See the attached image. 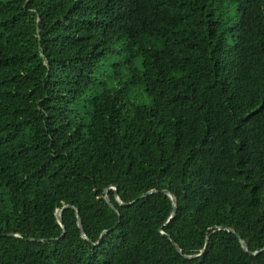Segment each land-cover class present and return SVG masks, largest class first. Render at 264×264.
<instances>
[{
    "label": "trees",
    "instance_id": "1",
    "mask_svg": "<svg viewBox=\"0 0 264 264\" xmlns=\"http://www.w3.org/2000/svg\"><path fill=\"white\" fill-rule=\"evenodd\" d=\"M220 226L264 247V0H0V264H264Z\"/></svg>",
    "mask_w": 264,
    "mask_h": 264
},
{
    "label": "water",
    "instance_id": "2",
    "mask_svg": "<svg viewBox=\"0 0 264 264\" xmlns=\"http://www.w3.org/2000/svg\"><path fill=\"white\" fill-rule=\"evenodd\" d=\"M110 188H113V189L115 190V193H114L115 199H116V201H117L119 204H121V205L131 204V203L135 202L138 198H142V197L146 196L147 194H151V193H153V192L156 191V190H148V191L144 192L143 194H141L138 198L134 199L133 201H131V202H129V203H126V202H123V201L119 198V196H118V192H117V187H116V186H112V187H110ZM108 189H109V188H105V190H104L105 193L108 192ZM161 192L164 193L165 195H167V196L169 197V199L171 200V203H172V209H171V211H170V215H169L167 221L164 223V224H166V223H167L169 220H171V219L175 216V214H176V210H177V208H176V202H177V201H176L175 196H174L173 194H171L167 189H163ZM104 198H105V200H106L108 206H109L111 209H113L115 212L118 213V209H117V208L114 206V204L110 201L109 197H108L107 195H105ZM66 208H73V209L75 210V214H76V223H77V226H78V228H79V230H80V234H81V236H82L83 238L88 239V240L90 241V239L87 237L86 233H85L84 230H83V225H82L81 217H80V214H79V209H78L77 207L73 206V205H70V204L63 205V206H61V207H59V208H57V209L55 210V216H56V219H57L58 223L60 224V226H61V228H62V232H61V234H60L59 237L61 238V237H63L64 234H65V226H64V224H63V222H62V212H63V210L66 209ZM218 229H219V230H225V231H228V232H233V233H235V234L237 235V237H238V240H239L240 245H241V247L243 248V250H244L245 252L249 253L250 255H256V254H258L260 251L264 250V247H262V248L259 249V250L250 251V250L248 249V247H247V243L245 242V240H244L239 234H237L233 229H231V228H229V227H224V226H220V227H218ZM107 232H108V230H103V231L101 232L100 236H99V240L96 241L94 244H99L100 240L104 237V235H105ZM160 232H161L162 234H165L167 237H169V234H166V233L163 231V226L160 228ZM171 241H172V243L174 244L176 250H177L178 252H181V249H180V247L176 244V242H175L173 239H171ZM208 241H209V236H206L204 247L201 249V251H200L199 253H197V254H192V255H184V256H185L186 258H188V259H190V258H194V257H197V256H200L201 254L204 253L205 248H206V246H207V244H208Z\"/></svg>",
    "mask_w": 264,
    "mask_h": 264
},
{
    "label": "rangeland",
    "instance_id": "3",
    "mask_svg": "<svg viewBox=\"0 0 264 264\" xmlns=\"http://www.w3.org/2000/svg\"><path fill=\"white\" fill-rule=\"evenodd\" d=\"M107 63H108V62H106L105 65H104L105 68H106V66H107Z\"/></svg>",
    "mask_w": 264,
    "mask_h": 264
}]
</instances>
